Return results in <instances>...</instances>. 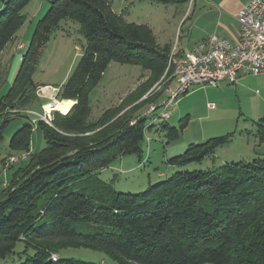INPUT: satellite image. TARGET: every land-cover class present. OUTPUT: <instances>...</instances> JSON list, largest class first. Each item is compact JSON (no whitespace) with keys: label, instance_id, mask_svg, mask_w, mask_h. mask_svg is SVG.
<instances>
[{"label":"trees","instance_id":"obj_1","mask_svg":"<svg viewBox=\"0 0 264 264\" xmlns=\"http://www.w3.org/2000/svg\"><path fill=\"white\" fill-rule=\"evenodd\" d=\"M30 1L4 2L0 55L26 22L24 8ZM149 1L169 5L186 0ZM50 3L13 85L0 98V140L14 115L39 100L34 70L42 49L64 20L78 22L86 38L79 61L56 87L58 100L76 103L66 114L54 111L50 124L26 117L11 138L10 149L29 156L10 165L7 185L0 183V264L16 253L20 242L23 250L17 264H94L68 256L70 249L79 248L102 252L119 264H264V156L229 162L216 170H176L137 193L118 191L99 178L120 156L142 158L141 143L153 115L136 112L161 103L152 92L141 99L164 74L171 75L172 69H167L172 45H161L148 24L127 21L123 12L113 10L110 0ZM111 62L138 65L149 74L123 104L91 120L90 93ZM161 125L169 129V140L179 135L176 127L165 121ZM35 132L42 133L46 145L33 151ZM234 133L190 143L168 163L201 164L229 144ZM258 136L262 144L263 119ZM54 253L57 260L52 259Z\"/></svg>","mask_w":264,"mask_h":264},{"label":"rangeland","instance_id":"obj_2","mask_svg":"<svg viewBox=\"0 0 264 264\" xmlns=\"http://www.w3.org/2000/svg\"><path fill=\"white\" fill-rule=\"evenodd\" d=\"M5 1L0 0V11L4 7ZM50 1L31 0L24 8V13L27 15L26 22L20 27L14 39L6 45L0 55V98L6 95L13 85L21 67L23 56H25L30 47L38 22L51 6ZM110 1L115 11L127 10L130 12L131 10L130 16L137 23L147 24L145 22H148L151 27L155 28L156 23H158L157 29L159 30L156 29L157 31H160L164 25H169L172 42L178 39L179 29L182 25L180 19L188 6L187 3L183 2L164 5L149 0ZM80 28L81 25L76 21H62L61 26L53 32L50 41L41 51L39 63L33 74L34 81L40 84L35 91L39 100L14 115V118L6 126L4 138L0 140V183L2 187L7 185V180L12 172L9 166L29 156L28 152L12 151L10 149L9 144L14 133L21 127L26 117L32 120L43 119L44 117L42 118V116H47L48 118L52 116L51 118H53L52 113L56 110L47 111L45 109L46 104H53L55 100H58L56 94L59 88L56 87H60L67 80L81 57L82 47L86 42V38L81 33ZM163 41V39H159V42L162 43ZM173 48L172 46V50ZM175 51H177V48ZM148 74V71L138 65L111 62L100 83L90 93L91 120H96L105 110L123 104V98L125 99L140 86L146 80ZM166 75L164 74V79L162 77L161 82L156 84L141 99L142 101L152 95H159L158 98L160 100L166 97L168 87L174 86V82L173 84L171 83L175 81L171 77L172 75ZM42 84H50L54 88ZM47 87L51 88V90L45 89ZM150 93L152 95L148 96ZM141 100L135 102L129 108L139 104ZM210 103L215 104L214 109L210 108ZM152 104L141 107L136 112V115H146ZM236 105L237 102L233 99L227 100L224 98L218 88L202 85L192 86L187 94L178 99L177 104L170 110V119L165 121L170 127H176L179 130L177 137L173 140L168 139L169 129L162 128L161 123L163 120L156 116L157 112L154 113L148 119V125L152 123L154 117H156V120H153L154 123L146 127V137L141 143L143 148L142 158L137 154L120 156L109 167L99 173V178L112 184L118 191L137 193L147 189L152 184L168 178L176 170L220 169L226 163H222L225 155H220L219 153L227 149L228 151L233 150V143L227 144L218 154L208 157L201 164L193 163L184 167L172 166L168 163V158L184 153L190 143H202L208 138L220 136L236 128V122L239 119L235 111H233ZM45 111L50 112L51 115L45 114ZM188 116L190 119H188V125H185V119ZM240 120L239 130L242 128L244 117L242 116ZM254 123L255 121L250 122L251 127L257 131L258 128ZM152 125L154 126L149 129ZM201 128H204L205 131L203 139L200 137ZM147 137L150 138L149 141ZM33 141V151L40 150L46 145V140L41 132L34 133ZM11 157L16 159L12 160L10 159ZM3 160L5 161L4 165ZM5 166L6 168H4ZM161 173L164 174L163 177L160 176ZM22 250L23 243L20 242L16 247V253L8 256L6 260H2L1 264L19 263L18 252ZM68 256L91 261L94 264H119L102 252L84 248L70 249Z\"/></svg>","mask_w":264,"mask_h":264},{"label":"crops","instance_id":"obj_3","mask_svg":"<svg viewBox=\"0 0 264 264\" xmlns=\"http://www.w3.org/2000/svg\"><path fill=\"white\" fill-rule=\"evenodd\" d=\"M249 0H186L183 3H187V9L180 19L182 23L178 34V39L175 42L171 40V34L169 25H164L160 31L151 27L154 31L156 38L164 41L160 44L164 45L171 43L173 47L177 48V51L182 54L190 51L194 48L195 44L205 39L210 35H216L220 38H226L235 40L239 37V21L238 13L242 7ZM114 10V9H113ZM115 11V10H114ZM117 13L124 14V17L129 22H135L132 20L131 10L116 11ZM137 23V22H136ZM157 29V30H156ZM48 86L52 87L50 84ZM174 86L176 82L174 81ZM211 87V86H208ZM54 88V87H52ZM220 89V93L227 100L233 99L237 102L234 110L237 118V127L233 130H229L227 133L234 132V136L230 143H233V150L228 149L226 151H219L224 154V160L222 163H233L239 161H252L258 157L264 156V142H259L258 130L251 127L250 122L255 121V125L258 128V123L264 120V72L259 75L241 74L236 83H229L223 81L219 86L214 87ZM210 108H215V104L210 103ZM222 107V106H221ZM226 107V106H223ZM244 117L242 128L239 130L241 117ZM187 119H190L188 116ZM188 125V123L186 124ZM201 139L205 137L204 128L200 131ZM222 134V135H225ZM229 143V144H230ZM161 177L164 174H160Z\"/></svg>","mask_w":264,"mask_h":264},{"label":"built area","instance_id":"obj_4","mask_svg":"<svg viewBox=\"0 0 264 264\" xmlns=\"http://www.w3.org/2000/svg\"><path fill=\"white\" fill-rule=\"evenodd\" d=\"M237 18L239 37L235 40L210 35L185 53L180 54L173 48L167 70L172 69L171 77L176 86H169L166 97L159 105L152 104L146 115L157 112L158 118L167 121L171 117L172 107L192 86L217 87L223 81L236 83L241 74L259 75L264 72V0H249ZM45 114L49 115L50 112L45 111ZM51 117L42 116L48 123ZM147 138L149 141L150 138ZM52 259L57 260L58 254L54 253Z\"/></svg>","mask_w":264,"mask_h":264},{"label":"bare ground","instance_id":"obj_5","mask_svg":"<svg viewBox=\"0 0 264 264\" xmlns=\"http://www.w3.org/2000/svg\"><path fill=\"white\" fill-rule=\"evenodd\" d=\"M45 89L51 90V88L47 87ZM76 101L74 100H55L53 104H46V110L51 111V110H56L59 112H62L64 114L70 112L72 107L75 105Z\"/></svg>","mask_w":264,"mask_h":264}]
</instances>
